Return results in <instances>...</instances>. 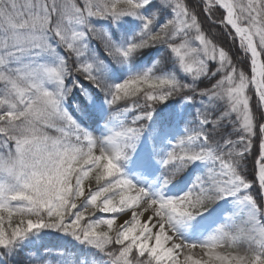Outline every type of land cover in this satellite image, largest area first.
<instances>
[{"label":"snow or ice","instance_id":"6c2138e0","mask_svg":"<svg viewBox=\"0 0 264 264\" xmlns=\"http://www.w3.org/2000/svg\"><path fill=\"white\" fill-rule=\"evenodd\" d=\"M0 264H264V0H0Z\"/></svg>","mask_w":264,"mask_h":264},{"label":"trees","instance_id":"16d2710c","mask_svg":"<svg viewBox=\"0 0 264 264\" xmlns=\"http://www.w3.org/2000/svg\"><path fill=\"white\" fill-rule=\"evenodd\" d=\"M205 28H207V24H204L203 25ZM219 31V29L218 28H214L213 29V32L215 33V32H218ZM227 43L230 45V44H232V41H231V38H229L228 39V41H227ZM97 47H100V45L99 44H97ZM236 50V48L234 47L233 48V51H235ZM143 60H147V62H149L150 63V59L149 58H147V57H144V58H142ZM142 65H140V64H134V65H132V68H131V70H137L139 67H141ZM127 69L125 70V74H127ZM250 71V70H249ZM210 86V85H209ZM228 131L230 132L231 131V127H229L228 128ZM234 138V137H233Z\"/></svg>","mask_w":264,"mask_h":264},{"label":"rangeland","instance_id":"374dc122","mask_svg":"<svg viewBox=\"0 0 264 264\" xmlns=\"http://www.w3.org/2000/svg\"><path fill=\"white\" fill-rule=\"evenodd\" d=\"M225 251H229V250L226 249Z\"/></svg>","mask_w":264,"mask_h":264}]
</instances>
